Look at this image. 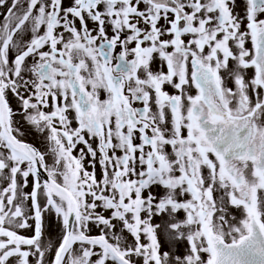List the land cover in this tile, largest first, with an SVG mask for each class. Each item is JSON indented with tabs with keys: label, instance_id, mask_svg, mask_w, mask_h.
Listing matches in <instances>:
<instances>
[{
	"label": "rangeland",
	"instance_id": "1",
	"mask_svg": "<svg viewBox=\"0 0 264 264\" xmlns=\"http://www.w3.org/2000/svg\"><path fill=\"white\" fill-rule=\"evenodd\" d=\"M107 1L121 133L131 161L149 169L126 194L100 140L102 190L81 177L80 154L67 169L41 96L25 92L40 89L35 0H0V94L10 133L76 198V235L92 239L73 241L60 264H122L113 253L127 264H264V0H235L240 30L222 26L217 0ZM191 58L214 73L204 82L207 104ZM64 209L7 147L0 126V264H52Z\"/></svg>",
	"mask_w": 264,
	"mask_h": 264
},
{
	"label": "bare ground",
	"instance_id": "2",
	"mask_svg": "<svg viewBox=\"0 0 264 264\" xmlns=\"http://www.w3.org/2000/svg\"><path fill=\"white\" fill-rule=\"evenodd\" d=\"M216 2V14L222 26L231 30L238 25L240 30L235 0ZM109 4L107 0H35L33 11L40 21L36 39L41 37L44 41L36 57L40 89L36 91L28 85L25 92L29 98L35 93L41 96L40 109L51 118L53 134L70 162L67 169H76L72 157L80 154L82 161L77 170L80 169L81 177L87 174L90 184L102 190L98 150L101 147H97L100 140L126 194L129 186L133 183L137 186L138 179H144L149 169L131 161L130 143L124 144L121 133L115 75L106 53L110 43L106 16ZM86 197L90 202L95 201L90 193ZM73 200L76 203V198ZM70 230L74 236L79 233L76 225Z\"/></svg>",
	"mask_w": 264,
	"mask_h": 264
},
{
	"label": "water",
	"instance_id": "3",
	"mask_svg": "<svg viewBox=\"0 0 264 264\" xmlns=\"http://www.w3.org/2000/svg\"><path fill=\"white\" fill-rule=\"evenodd\" d=\"M191 66L193 68L192 79L194 84L198 87L200 98L207 103V99L204 97L206 87L204 82L214 81V74L211 69L203 65L199 59L191 58ZM3 98L0 94V126L2 131V138L4 143L12 148L13 150L21 153L25 156L31 163L34 174L40 179L42 187L46 192L47 196L54 199V195H60L65 202L64 209V234L60 245L58 246L55 257L52 264H60L61 260L73 241H88L92 240L89 237L73 235L70 228L74 225L75 220V202L71 194L57 184L54 180L50 179L48 175L43 171L40 160L38 158L37 150L29 145L22 143L21 141L15 139L9 129L8 117L5 109V104ZM110 249V248H109ZM112 251V249H110ZM113 253V251H112ZM117 260L122 264H127L125 260L113 253Z\"/></svg>",
	"mask_w": 264,
	"mask_h": 264
},
{
	"label": "flooded vegetation",
	"instance_id": "4",
	"mask_svg": "<svg viewBox=\"0 0 264 264\" xmlns=\"http://www.w3.org/2000/svg\"><path fill=\"white\" fill-rule=\"evenodd\" d=\"M264 26V25H263ZM231 255H234V252H231Z\"/></svg>",
	"mask_w": 264,
	"mask_h": 264
}]
</instances>
